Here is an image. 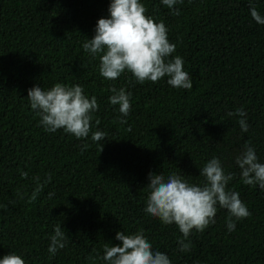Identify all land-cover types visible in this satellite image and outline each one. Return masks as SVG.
Segmentation results:
<instances>
[{"label":"trees","instance_id":"obj_1","mask_svg":"<svg viewBox=\"0 0 264 264\" xmlns=\"http://www.w3.org/2000/svg\"><path fill=\"white\" fill-rule=\"evenodd\" d=\"M110 2L0 0V259L106 264L100 257L106 244L120 243L117 232H142L171 264H264V189L245 185L235 164L245 144L264 163V25L251 17L249 0H182L174 9L140 0L145 15L166 26L176 46L170 58L183 59L193 87L172 88L167 77L141 85L130 73L106 80L99 57L82 45ZM252 3L264 17V0ZM57 83L96 97L91 132H104V140L44 130L27 92ZM112 87L131 93L127 117L109 103ZM236 109L246 113L247 132L240 117L228 115ZM213 157L234 174L227 187L251 215L229 231L227 211L218 207L215 222L193 230L181 251L178 227L144 211L148 175L175 173L202 185L200 169ZM59 225L64 247L51 255Z\"/></svg>","mask_w":264,"mask_h":264},{"label":"clouds","instance_id":"obj_2","mask_svg":"<svg viewBox=\"0 0 264 264\" xmlns=\"http://www.w3.org/2000/svg\"><path fill=\"white\" fill-rule=\"evenodd\" d=\"M181 2L161 0L169 9H174ZM249 5L253 20L264 25V17L253 6L252 0H249ZM107 11L108 17L97 20L94 36L82 45L84 51L93 58L99 57L101 77L116 80L122 74L130 73L131 79L141 85L146 81L156 83L167 77L166 82L172 88L189 90L193 87L190 74L183 69V59L180 56L170 58L176 46L169 42L166 26L145 15L146 8L140 0H111ZM110 91L112 95L108 98L109 103L118 105L121 117H127L131 110V93L115 87ZM27 99L45 131L62 129L76 139L89 137L93 113L99 105L95 96L89 99L84 94L82 86L57 83L49 90L34 86L28 90ZM228 115L240 117L238 123L241 131H248L246 113L242 109H236ZM96 123L99 124V121ZM121 123L126 121L122 119ZM104 139V132H91L93 142ZM102 148L103 145L100 151ZM235 164L240 169V177L245 185L264 189V163L259 162L252 146H243V150L235 157ZM21 175L26 176L27 173ZM199 175L204 178L202 185L189 184L175 173L168 175L167 179L162 174L148 175L147 206L144 211L164 225L175 224L178 227L184 238L178 241L181 251L189 250L190 243H185V240L193 230L203 232L215 222L218 207L227 211L229 231L235 230L237 221L251 215L239 193L228 189L234 174L225 173L219 158L210 159L200 169ZM52 195L49 193V197ZM32 199H35V193ZM115 239L120 243L106 244L100 257L106 264H171L167 254L153 250L142 232H117ZM64 241L65 232L59 225L50 237L48 252L55 255L64 247ZM0 264H25V261L19 255L7 254L0 259Z\"/></svg>","mask_w":264,"mask_h":264}]
</instances>
